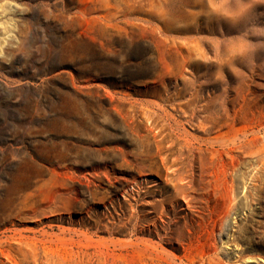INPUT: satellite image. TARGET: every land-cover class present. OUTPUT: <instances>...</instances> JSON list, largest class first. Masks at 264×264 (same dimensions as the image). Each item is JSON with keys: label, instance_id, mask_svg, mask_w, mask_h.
<instances>
[{"label": "rangeland", "instance_id": "rangeland-1", "mask_svg": "<svg viewBox=\"0 0 264 264\" xmlns=\"http://www.w3.org/2000/svg\"><path fill=\"white\" fill-rule=\"evenodd\" d=\"M0 264H264V0H0Z\"/></svg>", "mask_w": 264, "mask_h": 264}, {"label": "bare ground", "instance_id": "bare-ground-1", "mask_svg": "<svg viewBox=\"0 0 264 264\" xmlns=\"http://www.w3.org/2000/svg\"><path fill=\"white\" fill-rule=\"evenodd\" d=\"M6 95V94H5ZM3 140V139H2ZM10 153V152H9ZM11 154V153H10ZM25 166V165H24Z\"/></svg>", "mask_w": 264, "mask_h": 264}]
</instances>
